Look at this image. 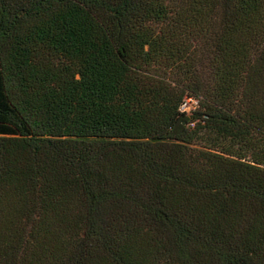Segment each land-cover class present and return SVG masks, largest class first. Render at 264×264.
<instances>
[{
  "label": "trees",
  "instance_id": "16d2710c",
  "mask_svg": "<svg viewBox=\"0 0 264 264\" xmlns=\"http://www.w3.org/2000/svg\"><path fill=\"white\" fill-rule=\"evenodd\" d=\"M0 264H264V0H0Z\"/></svg>",
  "mask_w": 264,
  "mask_h": 264
},
{
  "label": "rangeland",
  "instance_id": "374dc122",
  "mask_svg": "<svg viewBox=\"0 0 264 264\" xmlns=\"http://www.w3.org/2000/svg\"><path fill=\"white\" fill-rule=\"evenodd\" d=\"M191 103V101H188L187 103L184 104L183 108L188 107V105Z\"/></svg>",
  "mask_w": 264,
  "mask_h": 264
},
{
  "label": "built area",
  "instance_id": "2783aa9c",
  "mask_svg": "<svg viewBox=\"0 0 264 264\" xmlns=\"http://www.w3.org/2000/svg\"><path fill=\"white\" fill-rule=\"evenodd\" d=\"M186 102L184 101V102H182L181 104H180V108H183V106H184V104H185ZM189 106V105H188ZM187 108V107H186Z\"/></svg>",
  "mask_w": 264,
  "mask_h": 264
}]
</instances>
